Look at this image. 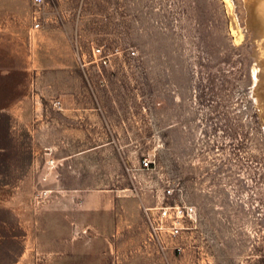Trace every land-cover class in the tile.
<instances>
[{"label":"rangeland","instance_id":"obj_1","mask_svg":"<svg viewBox=\"0 0 264 264\" xmlns=\"http://www.w3.org/2000/svg\"><path fill=\"white\" fill-rule=\"evenodd\" d=\"M229 1L0 0V264H264V36Z\"/></svg>","mask_w":264,"mask_h":264},{"label":"built area","instance_id":"obj_2","mask_svg":"<svg viewBox=\"0 0 264 264\" xmlns=\"http://www.w3.org/2000/svg\"><path fill=\"white\" fill-rule=\"evenodd\" d=\"M48 0H31V4L35 8L43 7ZM36 13L34 14L33 28L39 29V22L37 20ZM93 63H96L100 66L107 65V56L102 54L100 48L92 49ZM150 162L144 161L143 167L149 168ZM173 190L166 191V197L171 196ZM144 214L146 221L151 228L153 234L159 237H165L170 241L177 239L183 229H185V223L191 222L195 216V209L193 206L188 204H179V203H164L163 201L160 205L154 209H144Z\"/></svg>","mask_w":264,"mask_h":264},{"label":"bare ground","instance_id":"obj_3","mask_svg":"<svg viewBox=\"0 0 264 264\" xmlns=\"http://www.w3.org/2000/svg\"><path fill=\"white\" fill-rule=\"evenodd\" d=\"M225 2L228 8V11L230 12V1L225 0ZM245 4L247 8L248 27H252L256 34L264 36V0H245ZM232 21H233L232 28H234L235 22L233 19ZM260 65L262 67V70L260 72V77H261L262 82L258 80L257 78L255 80L258 83L259 88H261V90L258 92H260V96L264 99V56L261 59Z\"/></svg>","mask_w":264,"mask_h":264}]
</instances>
